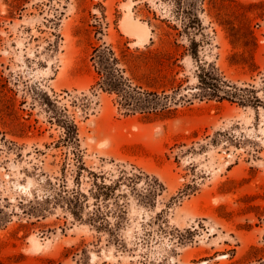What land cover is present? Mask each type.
<instances>
[{"label": "rangeland", "instance_id": "rangeland-1", "mask_svg": "<svg viewBox=\"0 0 264 264\" xmlns=\"http://www.w3.org/2000/svg\"><path fill=\"white\" fill-rule=\"evenodd\" d=\"M102 44L186 101L125 114L92 88ZM209 64L259 103L198 99ZM133 166L152 204L95 195ZM0 264H264V0H0Z\"/></svg>", "mask_w": 264, "mask_h": 264}, {"label": "trees", "instance_id": "trees-1", "mask_svg": "<svg viewBox=\"0 0 264 264\" xmlns=\"http://www.w3.org/2000/svg\"><path fill=\"white\" fill-rule=\"evenodd\" d=\"M91 60L97 69L98 79L92 85V88H100L103 92L115 93L116 102L121 111L125 114L138 111L145 116H151L161 112H169L170 104L176 103L187 98L181 95L178 99L172 95L158 94L157 91L142 90L139 85H133L125 78L124 71L119 66V60L114 50L105 45L94 47ZM198 99L207 98L216 100H229L241 103H259L254 94L248 96L243 94L244 89L238 88L227 82L214 65H200L198 68ZM66 136L73 144L77 143V127L74 122L65 120ZM144 179L142 190H138L137 186ZM95 185L97 191L95 195L99 196H115L124 197V193L119 192L123 185L136 189V194L140 200H146L145 203L152 204L158 194L164 191L165 187L156 176L146 174L138 167L133 166L131 170L121 169L114 178L106 182L103 174L96 175ZM119 192V193H117ZM86 198L84 193L80 192V200ZM125 210L126 208L123 207ZM122 209V210H123ZM125 212V211H124ZM93 225V224H92ZM104 224L100 222V229Z\"/></svg>", "mask_w": 264, "mask_h": 264}, {"label": "bare ground", "instance_id": "bare-ground-1", "mask_svg": "<svg viewBox=\"0 0 264 264\" xmlns=\"http://www.w3.org/2000/svg\"><path fill=\"white\" fill-rule=\"evenodd\" d=\"M127 26V25H125ZM131 26L135 29V31L139 34H136L137 36H140L142 40H145L148 36V33H147V30L145 29V27H143L142 25L138 24V23H134V22H131ZM127 28H130V25L129 27ZM134 31V30H133ZM139 37V39H140Z\"/></svg>", "mask_w": 264, "mask_h": 264}]
</instances>
